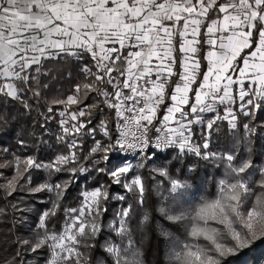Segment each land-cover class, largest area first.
<instances>
[{"label":"snow or ice","instance_id":"snow-or-ice-1","mask_svg":"<svg viewBox=\"0 0 264 264\" xmlns=\"http://www.w3.org/2000/svg\"><path fill=\"white\" fill-rule=\"evenodd\" d=\"M262 141L264 0H0V264H226Z\"/></svg>","mask_w":264,"mask_h":264},{"label":"trees","instance_id":"trees-1","mask_svg":"<svg viewBox=\"0 0 264 264\" xmlns=\"http://www.w3.org/2000/svg\"><path fill=\"white\" fill-rule=\"evenodd\" d=\"M54 87H68V83L65 81H60L54 85ZM13 112L15 111L11 105L8 106ZM27 118H24L22 123H27ZM52 127H55L53 124ZM264 142V141H262ZM223 144V140L221 141ZM205 174V170L201 169L200 175L203 176ZM84 186L83 182L79 185L80 188ZM195 192V197L193 198L191 195L189 199L196 202L199 200V196L202 194L201 191H197L195 188L191 190ZM78 194V190L74 187L69 196V202H71L74 197ZM153 198H155V194H152ZM10 220L8 222L0 221V248L4 250V254L7 253L8 248L11 244L10 232L12 231L9 227ZM145 253L147 264H163L164 261V246L161 241H158L154 235L151 236L150 241L145 243ZM226 264H264V240L256 241L252 246L240 250L236 255H233L227 259Z\"/></svg>","mask_w":264,"mask_h":264}]
</instances>
